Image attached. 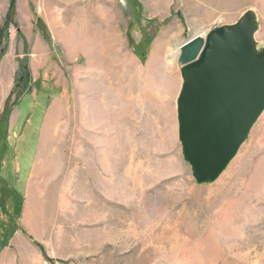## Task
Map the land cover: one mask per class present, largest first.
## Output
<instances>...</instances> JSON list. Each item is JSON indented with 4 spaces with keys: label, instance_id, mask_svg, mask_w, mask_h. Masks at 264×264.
Segmentation results:
<instances>
[{
    "label": "rangeland",
    "instance_id": "rangeland-1",
    "mask_svg": "<svg viewBox=\"0 0 264 264\" xmlns=\"http://www.w3.org/2000/svg\"><path fill=\"white\" fill-rule=\"evenodd\" d=\"M247 15L259 51L264 0H0V264H264V108L211 181L178 134L180 45Z\"/></svg>",
    "mask_w": 264,
    "mask_h": 264
},
{
    "label": "water",
    "instance_id": "water-1",
    "mask_svg": "<svg viewBox=\"0 0 264 264\" xmlns=\"http://www.w3.org/2000/svg\"><path fill=\"white\" fill-rule=\"evenodd\" d=\"M255 29L247 15L180 45L178 134L199 182L225 169L264 108V48H255Z\"/></svg>",
    "mask_w": 264,
    "mask_h": 264
},
{
    "label": "trees",
    "instance_id": "trees-1",
    "mask_svg": "<svg viewBox=\"0 0 264 264\" xmlns=\"http://www.w3.org/2000/svg\"><path fill=\"white\" fill-rule=\"evenodd\" d=\"M4 27H5V26H2V27L0 28V34L2 33V30L4 29Z\"/></svg>",
    "mask_w": 264,
    "mask_h": 264
},
{
    "label": "crops",
    "instance_id": "crops-1",
    "mask_svg": "<svg viewBox=\"0 0 264 264\" xmlns=\"http://www.w3.org/2000/svg\"><path fill=\"white\" fill-rule=\"evenodd\" d=\"M8 149H9V147H7L6 152H7Z\"/></svg>",
    "mask_w": 264,
    "mask_h": 264
}]
</instances>
